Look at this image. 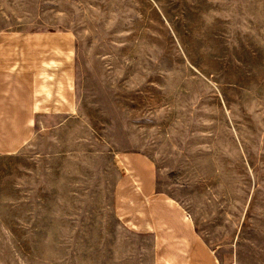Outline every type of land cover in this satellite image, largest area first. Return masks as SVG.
<instances>
[{"label":"rangeland","instance_id":"rangeland-1","mask_svg":"<svg viewBox=\"0 0 264 264\" xmlns=\"http://www.w3.org/2000/svg\"><path fill=\"white\" fill-rule=\"evenodd\" d=\"M15 31L67 35L74 88L0 154V264H154L116 216L125 154L225 263L264 264V0H0Z\"/></svg>","mask_w":264,"mask_h":264},{"label":"crops","instance_id":"crops-1","mask_svg":"<svg viewBox=\"0 0 264 264\" xmlns=\"http://www.w3.org/2000/svg\"><path fill=\"white\" fill-rule=\"evenodd\" d=\"M74 59L70 38L47 31L0 34V154L18 151L35 132V119L72 107ZM115 183L116 216L153 238L154 264H222L195 232L183 209L156 190L145 156L122 155Z\"/></svg>","mask_w":264,"mask_h":264},{"label":"built area","instance_id":"built-area-1","mask_svg":"<svg viewBox=\"0 0 264 264\" xmlns=\"http://www.w3.org/2000/svg\"><path fill=\"white\" fill-rule=\"evenodd\" d=\"M222 264H234V263H222Z\"/></svg>","mask_w":264,"mask_h":264}]
</instances>
